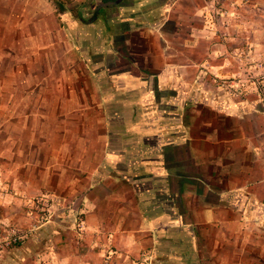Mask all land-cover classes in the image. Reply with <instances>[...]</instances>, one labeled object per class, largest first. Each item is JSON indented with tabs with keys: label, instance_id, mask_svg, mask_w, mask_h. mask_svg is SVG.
Instances as JSON below:
<instances>
[{
	"label": "crops",
	"instance_id": "crops-1",
	"mask_svg": "<svg viewBox=\"0 0 264 264\" xmlns=\"http://www.w3.org/2000/svg\"><path fill=\"white\" fill-rule=\"evenodd\" d=\"M209 10L0 0L2 169L77 224L0 264H264V109L210 83L236 68Z\"/></svg>",
	"mask_w": 264,
	"mask_h": 264
},
{
	"label": "rangeland",
	"instance_id": "rangeland-1",
	"mask_svg": "<svg viewBox=\"0 0 264 264\" xmlns=\"http://www.w3.org/2000/svg\"><path fill=\"white\" fill-rule=\"evenodd\" d=\"M210 2L212 10L209 12L214 20L213 33L221 39L224 47L218 55L224 57V65L227 69L236 68L228 77L210 74V83L230 99L256 103L264 109V26L262 21L256 22L257 17L251 15L246 8L250 0H210ZM261 14L264 16L263 13ZM250 22L255 25L249 26ZM254 34H257V44L252 41ZM239 38H242L244 42L240 44L239 41L236 42ZM5 69L7 68L3 65L2 77H5ZM2 168L5 166L0 162V220H3L0 222V255L28 244H42L44 239L42 235H38V232L47 228L48 225L55 228L73 227L77 233V224L69 220L63 221L64 213L51 202V199L44 198L41 192H33L28 195L27 200L23 199L18 189L10 184L8 170L4 171ZM17 197H21L23 201L15 202ZM14 239L17 240L14 241ZM75 243L77 248V237Z\"/></svg>",
	"mask_w": 264,
	"mask_h": 264
},
{
	"label": "built area",
	"instance_id": "built-area-1",
	"mask_svg": "<svg viewBox=\"0 0 264 264\" xmlns=\"http://www.w3.org/2000/svg\"><path fill=\"white\" fill-rule=\"evenodd\" d=\"M44 198H46V197H44ZM80 229L81 230H83V227L82 226H80ZM14 233H15V231H13ZM16 234V233H15ZM17 239H14V241H16Z\"/></svg>",
	"mask_w": 264,
	"mask_h": 264
}]
</instances>
